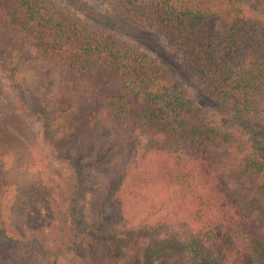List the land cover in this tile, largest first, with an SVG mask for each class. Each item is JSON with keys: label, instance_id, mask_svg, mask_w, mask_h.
<instances>
[{"label": "trees", "instance_id": "16d2710c", "mask_svg": "<svg viewBox=\"0 0 264 264\" xmlns=\"http://www.w3.org/2000/svg\"><path fill=\"white\" fill-rule=\"evenodd\" d=\"M76 1L103 8L104 24L71 0H2L24 59L61 71L86 93L73 112L82 129L55 140L50 113L27 99L0 54L19 109L42 120L71 173L63 185L52 182L57 196L45 202L52 236L33 208L28 234L14 237L1 222V254L25 247L48 264L71 255L74 264H109L108 253L136 237L149 242L144 264L173 253L188 264H264V8L252 12L255 0ZM118 28L164 42L173 59L151 58ZM219 112L249 136L227 129ZM159 188L189 224L183 241L159 203L131 205Z\"/></svg>", "mask_w": 264, "mask_h": 264}, {"label": "rangeland", "instance_id": "374dc122", "mask_svg": "<svg viewBox=\"0 0 264 264\" xmlns=\"http://www.w3.org/2000/svg\"><path fill=\"white\" fill-rule=\"evenodd\" d=\"M262 1L255 0L251 6L252 12L261 13ZM78 14H85L95 24H104L106 18L103 8L85 2L71 0ZM7 18L2 0L0 1V54L6 57L7 64L20 74L23 90L30 102L38 101L53 118L52 132L55 140H67L74 133L80 131L83 123L73 117L78 98L86 93L75 81H62V72L44 66L40 62L25 60L20 49L19 40L9 31ZM128 35V40L139 45L142 51L151 58L164 54L173 59L172 50L164 42L147 39L146 35L137 34L130 28L122 31ZM124 32V33H123ZM153 35L148 32L147 35ZM127 36V35H126ZM154 36V35H153ZM215 110V106H209ZM215 114V113H214ZM216 117L225 127L237 135L249 134L233 122H226L228 117L219 113ZM259 123L264 126L263 118ZM264 135V132H258ZM71 173L68 166L55 157L52 143L44 135L42 120L23 113L8 86V82L0 71V228L4 222L7 232L14 237L28 234L27 218L33 208L41 213L46 234H53V223L45 211V202L50 197H56L53 181L61 185L68 182ZM150 200L147 202L132 201L136 209H145L150 203H159V215L173 221L169 232L180 240L188 235L189 224L184 220L183 212L177 202L169 199L171 193L168 188H159L147 192ZM89 200L87 196L85 203ZM87 208V207H86ZM125 216V215H123ZM147 240L131 237L129 244L119 254L109 252V264H144L143 258ZM80 261L74 255L60 260L59 264H74ZM0 264H48L46 257L36 249L20 247L14 253L1 254ZM154 264H188L185 253H173L160 259Z\"/></svg>", "mask_w": 264, "mask_h": 264}]
</instances>
